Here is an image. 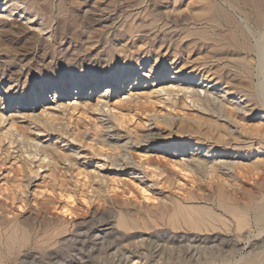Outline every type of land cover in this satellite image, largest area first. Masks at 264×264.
<instances>
[{
  "label": "rangeland",
  "instance_id": "rangeland-1",
  "mask_svg": "<svg viewBox=\"0 0 264 264\" xmlns=\"http://www.w3.org/2000/svg\"><path fill=\"white\" fill-rule=\"evenodd\" d=\"M253 8L264 12V0H0V110L47 107L55 123L17 120L20 130L38 135L50 159L25 155L40 166L36 178L27 179L18 158L0 154V264H264V113L257 78L239 59L248 55L240 41L244 10L260 31ZM184 63L185 73L203 70L230 85L231 102L242 95L255 104L253 115L230 114L237 134L213 113L173 111L161 94H149ZM79 81L86 86L76 95ZM8 86L13 99L5 101ZM76 97L96 108L62 107ZM170 112L199 121L166 123ZM104 134L112 145L98 143ZM196 144L203 158L227 163L216 169L221 179L178 164L181 149ZM209 147L215 155L203 151ZM128 157L129 166L113 165ZM26 180L24 195L16 187ZM238 217L248 226L239 230Z\"/></svg>",
  "mask_w": 264,
  "mask_h": 264
},
{
  "label": "bare ground",
  "instance_id": "bare-ground-1",
  "mask_svg": "<svg viewBox=\"0 0 264 264\" xmlns=\"http://www.w3.org/2000/svg\"><path fill=\"white\" fill-rule=\"evenodd\" d=\"M5 4H7V1H6ZM229 5H230V3H229ZM17 7H19V6H17ZM238 7H239V5H238ZM10 10L12 11V8L9 9V11ZM252 10H254L256 12V14L254 15V18L256 20L255 23H257L256 27H258V26L260 27V31H257V32L256 31H253V28L251 27L250 22H249V20L251 19V15L246 10H244L243 12H245L246 14L245 13L242 14L243 16L245 15V19H243L244 21L240 22L243 25L242 27H240L241 28V32H242V33H240V35H241L240 41H242V39H243V42L245 44H247V46H248V49H247L248 55H245V56H243L244 54H242V56L239 55V59L246 64V66L248 68V73H249V76H250L251 80L252 81L255 80V76L257 78L256 85H254L256 87L255 90H254V94L256 92L259 95V105H260L261 109L263 110L262 113H264V12H262L258 8H253ZM230 12H232V11H230ZM251 14H253V13H251ZM230 15H231V13H230ZM236 15H237V13H236ZM237 24H239V23H237ZM251 24H252V22H251ZM238 28H239V26H238ZM253 53H255L257 55V57H258L257 64H254V61L255 60H254V58L252 56ZM156 61H158V59H156ZM157 65H158V62H155L154 65H152V67L150 68V70L148 72H143V73H145L144 74V77L145 78H149L151 76V72L155 69V67ZM186 67H187V63H184L182 66H180L179 68H177L176 72L172 73V77L170 78V81L163 82L162 85H159V83L158 84H156V83L153 84L152 87H150V88H152V90L150 91L149 94H152V93L153 94L155 93V94H158V95L161 94L162 95L161 98L163 99L162 101H164V103L168 107H170V109H172L173 111H178V110L181 111L182 109H185V108H196V109H198L199 111H202V112H210V113H213V114L216 115V117L221 122H223L220 126H223L225 128V131L226 132H228V133H236V131H238V120L232 118V116L230 114H232V112L235 111L236 113H239L240 115H243V117H246V116H248L250 114L253 115L254 112H255V110H256L255 109L256 108L255 107V104L252 103L251 100H249L248 98H245L242 95L239 97V101L238 102H231L227 98L228 95L234 93V89L230 85H228L226 83H223L220 80V78H217V77L212 76V75L211 76L208 75L209 74L208 71L206 72V73H208L206 75H204L203 70L202 71L194 72V69L189 70L187 73H185L184 70H185ZM159 68H161V70L165 71V74H164V80H165V78L168 76L167 72H169V68L167 66H165V65L164 66L162 65L161 67L158 66V69ZM124 76H126V75H124ZM155 76H156V78H158L159 73H155ZM126 78L127 77H125V79ZM63 85H64V87H66L65 83ZM85 86H86V82L79 81V89L77 90L76 95L81 94L83 92V89H84ZM60 87H63V86H60ZM47 88H50V87H47ZM5 89H6V92L7 93L4 94V100L5 101H9V100L13 99V98H9L8 97V94L12 92L11 91L12 90L11 86H8ZM0 90H2V89H0ZM142 93H144V92H142ZM131 94H132V91H131ZM137 95L140 96V94H137ZM76 99H78V100H76ZM24 101H25V98L20 99L19 105H22V103ZM101 102H103V101H101ZM101 102L97 100L96 103H97V105H99V104L100 105H103V103H101ZM59 103L58 104H55V105L59 107L60 106ZM229 104L232 106L233 109H228V105ZM61 105H63L62 107H64V106H66V107L67 106L72 107L75 110H77L78 108H80L82 106L83 107H85V106L88 107L87 109H90L91 107H93L92 104H91V102H90V100H83L82 97H76L75 100L72 103H68L66 105L62 102ZM59 108H61V107H59ZM93 108L94 109L96 108V104H95V107H93ZM41 109H42L41 113L40 112L37 113L35 109H28L26 111L16 110L14 113L11 112V114H7L4 111H1L0 110V154H4L5 157H6L5 159H7V158L10 159L12 157L13 158H18V161L20 162V165L23 166V168H21V169L23 170L25 168L24 169V172H26L27 177H28L27 179L29 181H30L29 178H31L30 177L31 175L34 174L33 176H35V178L40 175V172L38 171V168L40 166L37 165V166H39V167H37L36 166V163L34 164V162H33L34 165L31 166L29 163H30V160L32 158L31 159L29 158L30 159L29 160V159H27L25 157V155H27V157L29 155V157H30L32 154H33V156H34V154H36V156L39 158V161L40 162H45L46 160H50V159H49L48 154H46V148H45L44 143L42 141L38 140V138H39L38 135H36V137H31L26 132L20 130L19 127H18V125H17V120L20 119V118L26 119L27 121H29V124H31V123H33L35 121H39V120L40 121H43V122H47L48 121L50 124L55 125V123H53V117L50 115L49 111L47 110L48 108L46 107L45 109L44 108H41ZM50 109L51 108L49 107V110ZM87 109H86V111H87ZM62 110H64V109H62ZM178 117L180 118V121L183 122V123L185 121L186 122L189 121V122H193V123H197V121H199V120H197V121H192L191 120L190 121V120H188V118L185 119L183 115H178V113L174 114L173 112L168 113V117H164V118H162V120L165 121L166 123H171L172 124V123L175 122V120ZM154 118L155 119H159V118H161V116L156 115V116H154ZM35 123H37V122H35ZM217 125L219 126V124H217ZM68 126L67 127L64 126V127H62L63 129L62 128L60 129V130H62L64 132V135H66L69 132L68 130H69L70 127H68ZM38 131H39V129H38ZM153 132L154 131L151 130L149 132V134L151 135V134H153ZM101 136H102V138H101L100 141H98V143H102L103 144L102 147L106 143H108V145H112L111 143H113V140H110L109 137L106 136V135L105 136L101 135ZM261 140L264 141V132L262 133ZM16 143L18 145L19 144L21 145V147H20L21 150L19 148H17L16 149L17 150V153H13L11 151V147H12L11 145L12 144H16ZM96 143H97V141H96ZM227 143H229V141H227ZM7 145H8V148H4V146H7ZM26 147H27V149L28 148L29 149L28 150H25L24 148H26ZM201 147L202 146L199 145V144L193 145L191 147L192 150H190L189 152L181 149L182 153L180 154L181 158L178 159V164L181 165L183 167V169H185L186 171H190V172H193V171H195L197 169H200V168L204 169V171H205L204 172L205 173L204 175L209 180L221 179L220 177L217 176L216 169L219 168L222 164L223 165H227V163L225 161H222L220 159H217V157H215L213 155H212V157L208 156V158H203L202 156L199 155V150H200ZM3 148L5 150H3ZM22 148L24 150H22ZM203 151H205L207 155H210V154H214L215 155V153H216V151L212 150V147H209L208 149L203 150ZM126 153L128 154V152H126ZM123 155H126V154H123ZM174 155L175 154H173V156ZM36 156H34V157H36ZM116 156H117L116 154H115V156H113V157H115V159L113 158L112 161H114V162H120V159H117ZM129 156H131V155L129 154ZM123 157L126 158L125 156H123ZM176 157L179 158L178 155ZM122 159H121V162H122ZM127 159H128L129 162L127 161L128 164L126 163V165L121 164L120 166H118L115 163L113 165H115L117 168L118 167H122V166H126L127 167V166H129L130 158L128 157ZM207 160H210V161H208V163H207V162H205ZM105 164H107V163H105ZM232 164L235 165L236 162L233 161ZM39 170H40V168H39ZM87 177H88V175H87ZM95 178L97 179L96 181L98 183H102L103 184L104 183V180L106 181L104 175H100L99 174V175H96ZM29 181H27L26 183H21L20 182L21 183L20 186L19 187H16L17 188V191L19 190L21 193L24 194L25 189H27L28 185H30L29 183H31ZM103 186H105V184H103ZM106 188H104V189H106ZM187 212L188 211H186V215L189 216L190 214H188ZM176 213H179L180 214V212H177V211H176ZM195 214L197 215L196 217H198L199 219L201 217H203L202 214H201L202 215L201 217L198 216L199 213L198 214L195 213ZM173 216H172V219L170 218L169 220H173L174 218L177 217V216L176 217L174 216V218H173ZM180 216H182V211H181V215ZM191 217H184V218H186V219L189 218L190 219ZM193 217H192L191 220H189V222H192V221L195 222L194 221L195 219ZM238 219L239 220L237 222V227H238L239 230H241V229L245 228L246 226H248L247 220L245 218L238 217ZM177 220H179V216L176 218V221ZM201 220L202 219H200L199 221H201ZM207 220L208 219H206L205 222ZM185 221L186 220H184V222ZM179 222L180 223H178V221H177L176 224L177 223L178 224H181V221H179ZM172 223H175V219L172 221ZM201 223H202V225L204 224L203 221H201ZM201 223L199 222V224H201ZM207 223H208V221H207ZM192 224H196V223H192ZM192 224H190V225H192ZM212 224H210V225H212ZM187 225L190 226L189 224H187ZM202 225H200V226L203 227L202 229H204L205 224H204V226H202ZM200 226H198V228ZM206 226H207V224H206ZM258 226L261 228V229H259V230H261L260 233L264 232V224L261 223ZM195 227L196 226H194V228Z\"/></svg>",
  "mask_w": 264,
  "mask_h": 264
}]
</instances>
